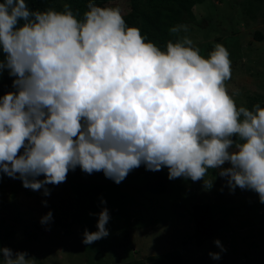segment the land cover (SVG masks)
Here are the masks:
<instances>
[{
  "label": "clouds",
  "instance_id": "obj_1",
  "mask_svg": "<svg viewBox=\"0 0 264 264\" xmlns=\"http://www.w3.org/2000/svg\"><path fill=\"white\" fill-rule=\"evenodd\" d=\"M187 31L171 27L177 38L162 49L118 6L88 0L81 15L67 2L63 10L0 2V76L14 78V90L0 96V173L47 197L46 186L66 182L77 167L116 184L141 165L166 167L170 180L203 181L205 190L213 187L211 169L230 192L250 190L264 203V107L238 106L239 90L226 84L228 49L217 43L205 58L180 35ZM52 220L49 211L40 222ZM109 220L103 208L98 230L85 229L82 243L106 238ZM214 244L220 252L209 256L219 260L227 249ZM0 264L36 260L0 247Z\"/></svg>",
  "mask_w": 264,
  "mask_h": 264
},
{
  "label": "rangeland",
  "instance_id": "obj_2",
  "mask_svg": "<svg viewBox=\"0 0 264 264\" xmlns=\"http://www.w3.org/2000/svg\"><path fill=\"white\" fill-rule=\"evenodd\" d=\"M66 2L53 0L51 7L63 10ZM100 6L129 11L128 0H107ZM193 13L194 21L180 35L191 38L205 58L215 44L225 46L232 61V78L226 84L230 93L239 90L237 105L247 107L251 97L264 102V40L255 35L264 37V0H201ZM143 167L132 170L120 184L103 172L89 175L77 167L66 182L47 185V197L43 189L24 188L18 178L0 181V247L26 251L36 264H135L172 250L180 251L184 264H264V203L255 192H230L225 178L213 170L210 190L203 181L180 177L169 181L166 193L149 194L140 190ZM98 186L108 187L90 197ZM196 204L210 206L215 229L201 247L193 239ZM103 208L110 214L109 235L83 244L85 229L98 230ZM49 211L53 220L41 224ZM216 239L227 249L219 260L209 256L220 252Z\"/></svg>",
  "mask_w": 264,
  "mask_h": 264
},
{
  "label": "trees",
  "instance_id": "obj_3",
  "mask_svg": "<svg viewBox=\"0 0 264 264\" xmlns=\"http://www.w3.org/2000/svg\"><path fill=\"white\" fill-rule=\"evenodd\" d=\"M53 0H27L31 9L44 10L51 7ZM73 9H79L81 15L86 10L88 0H68ZM107 0H95L98 5ZM129 11L124 18L129 26L138 27L142 34L162 49L166 46L168 40L177 38L169 32V29L178 24H190L194 21L195 16L193 8L201 0H128ZM3 2V0H0ZM259 40L264 37L256 32ZM3 53L0 51V59H3ZM13 77L8 75L5 70L0 76V96L9 91H13ZM260 104L264 107V102L258 98L251 97L248 99L247 107L251 109L253 105ZM213 170H209L212 172ZM10 177L0 173V181L8 180ZM43 176L37 179H43ZM168 169L165 167L160 171H150L143 167V175L140 190L149 194H164L168 191ZM108 186H98L89 192L90 197H95L103 188ZM192 219L194 222L193 239L195 245L201 247L206 239L214 237L215 229L212 220L211 208L208 204H196L192 206ZM135 264H184L182 255L178 250H172L164 254L149 257L147 260H137Z\"/></svg>",
  "mask_w": 264,
  "mask_h": 264
}]
</instances>
